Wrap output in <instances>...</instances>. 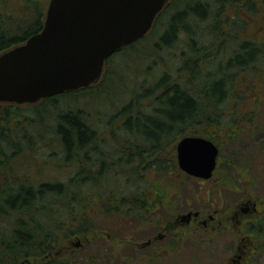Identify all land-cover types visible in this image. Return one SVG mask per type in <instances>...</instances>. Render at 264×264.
Listing matches in <instances>:
<instances>
[{"label":"trees","instance_id":"trees-1","mask_svg":"<svg viewBox=\"0 0 264 264\" xmlns=\"http://www.w3.org/2000/svg\"><path fill=\"white\" fill-rule=\"evenodd\" d=\"M48 1L0 0V54L42 29ZM224 1L236 12H249L254 20L264 9V0ZM181 3L183 7H179ZM171 5L174 12L159 36V44L154 43L165 49L176 41L180 28L194 42L191 23L199 25L210 15L217 20L222 11L217 3L212 12L206 0H173ZM163 10L152 28L164 17ZM204 45L201 49L192 47L185 58L175 56L170 64L156 65L160 75L154 80L147 73L146 83L139 85L119 111L123 119L121 137L100 136L82 109L62 106L61 100L75 98L87 87L40 100L30 109V116L19 112L18 104L8 103L9 107L0 112V264H35L39 259L42 261L36 264H110L105 242L97 234L100 225L117 230L123 238L132 234L129 225L135 223L134 230L150 225L157 206L159 211L170 212L171 207L164 204L165 191L155 188L150 196L153 184L144 177L148 172L164 173L177 182L176 176L184 174L175 158L167 162L157 154L169 146L175 153V142L182 134L215 143L207 132L193 135L186 130L194 126L218 132L225 115L220 105L229 101L231 89L240 83L236 75L253 74L264 60V42L256 37L239 40L225 61L221 52L209 54L211 48ZM227 127L223 130L230 129ZM41 148L48 149V156L34 167L31 159ZM22 160L37 176L21 171ZM48 164L54 169H72L73 173L66 181L40 178ZM142 164L143 174L138 170ZM120 165L126 171L118 170ZM242 228L251 234L253 252H264V221L245 222ZM73 238L80 240L73 253V248L66 251L65 247L52 253Z\"/></svg>","mask_w":264,"mask_h":264},{"label":"rangeland","instance_id":"rangeland-1","mask_svg":"<svg viewBox=\"0 0 264 264\" xmlns=\"http://www.w3.org/2000/svg\"><path fill=\"white\" fill-rule=\"evenodd\" d=\"M206 1L211 3L212 12L217 3L222 11L217 20L210 15L199 25L191 23L194 42H191L185 30L180 28L176 41L169 49L154 46L156 42L159 44V36L174 12L171 5L173 0H167L163 10L164 17L154 25L147 38L143 41L139 39L140 41L131 47H125L112 54L98 80L75 98L61 100L62 106L82 109L87 121L100 136L108 137L113 134L121 137L120 127L123 119L120 118L119 111L137 91L139 85L146 83V78L149 77L147 73L152 75L153 80L160 75V69L156 65L170 64L175 56L185 58L192 47L201 49L203 43L204 47L211 48L209 54L221 52L220 57L225 61L228 55L234 52L236 43L243 38L256 37L264 42V9L258 12L257 20H254L249 12L245 13L240 9L236 12L234 6L228 5L224 0ZM179 7H183V3ZM230 18H234L237 23L233 24ZM254 71L253 74L243 72L236 75L235 79L240 83L231 89L229 101L220 105L225 115L221 119L222 128L218 132L206 127L199 130L194 126H189L186 130L193 135L207 132L214 136L215 143L219 145V163L212 177L202 180L183 173V177L177 175L178 181L174 182L164 173L148 172L144 179L153 184L149 190L150 196L154 195L155 188L165 191L164 204L171 207L170 212L166 213L163 209L159 211L157 206L155 215L152 214L160 220L162 226L150 228L151 225H147L134 230V223L129 225L133 228L132 234L120 238L117 230L105 229L100 225L97 234L102 243L105 242V254L110 257V264H247L248 260L254 264H264V252L254 253L251 243L241 248V252L238 250L241 237L248 236L249 240L251 238V234L242 228L246 220L264 221V60L260 61ZM39 103L40 101L21 104L19 112L30 116V109ZM8 105L0 102V112L9 107ZM249 118H252V121L248 123ZM45 123L50 124L49 121ZM224 127L230 129L224 131ZM184 136L182 134L177 138L175 146ZM162 152L157 154V158L167 162L176 159V150L173 153L171 146ZM48 153L47 148L35 152L34 159H31L33 166H39ZM153 159L155 161L156 158ZM19 165L24 174H36L28 170V167L32 166L25 161L22 160ZM54 168L48 164L38 176L66 181L73 173L72 169ZM117 168L123 171L127 169L123 165ZM144 168L145 165L142 164L138 170L143 174ZM254 201L258 203L260 215L240 214L239 223L235 222L238 218L232 220L231 217L238 206L242 207L244 202ZM189 210L202 211V215L189 224H175V218ZM210 214L214 216V221L207 220ZM202 220H207L206 226L200 223ZM236 226L241 231L239 235L235 232ZM159 233L165 234V240L154 241L152 245L147 246L146 242ZM117 235L119 238H116ZM169 236L171 239H167ZM76 243H80V240L73 238L71 242L55 247L52 253L60 252L64 247L66 251L73 248V253L79 247H76ZM111 243L114 245L111 246ZM164 247L168 250H164ZM240 253L242 257L237 259L236 254ZM129 257L131 260L126 262ZM35 261L38 263L42 260Z\"/></svg>","mask_w":264,"mask_h":264},{"label":"water","instance_id":"water-1","mask_svg":"<svg viewBox=\"0 0 264 264\" xmlns=\"http://www.w3.org/2000/svg\"><path fill=\"white\" fill-rule=\"evenodd\" d=\"M166 1L49 0L42 29L0 54V102L34 104L90 86L112 54L150 31ZM175 150L187 176L212 177L219 154L213 141L184 136Z\"/></svg>","mask_w":264,"mask_h":264},{"label":"flooded vegetation","instance_id":"flooded-vegetation-1","mask_svg":"<svg viewBox=\"0 0 264 264\" xmlns=\"http://www.w3.org/2000/svg\"><path fill=\"white\" fill-rule=\"evenodd\" d=\"M217 147H218V145H216ZM218 150H219V148H218ZM219 156V155H218ZM219 163V158H217V164ZM152 167H154L153 165H152ZM260 210H259V207H258V203L257 202H244V204H243V206L241 207V206H238L237 208H236V210H235V213H234V216H232L231 218H232V220H235V218H238L239 217V215L241 214V215H252V214H257V215H260V212H259ZM216 212V211H215ZM167 213V212H166ZM187 213H191V218H190V220H189V222H181L179 219H178V217L179 216H177L176 218H175V224H179V223H185V224H189L192 220H197L198 219V217L200 216V215H202V211H195V210H189ZM195 213H197V216H194V214ZM186 214V213H185ZM182 215V214H181ZM153 218L151 219V226H150V228L151 227H157V226H162V223L160 222V220H157L156 218H155V216L153 215L152 216ZM240 218H238V219H236L235 220V222H237V223H239L240 222V220H239ZM207 220H209V221H214V216L213 215H208V219ZM207 220H202V221H200V223L203 225V226H206L207 225ZM252 220H246V222H251ZM235 232H236V234L237 235H239V227L238 226H236V228H235ZM170 236H172V234L170 233L169 234ZM168 237L167 239H171V237ZM163 240H165V234L163 233V234H161V233H159L158 234V236H155L152 240H148L147 242H146V245L147 246H150V245H152V242H154V241H163ZM240 241L241 242H243L244 244H239V246H238V250L240 251V249L241 248H245V247H247V245L248 244H250V241H249V238H245V237H241L240 238ZM77 244V243H76ZM78 246H80V243L76 246V247H78ZM164 250H168V248H166L165 249V247H164ZM241 252V251H240ZM240 257H242V254L240 253V255L239 254H236V258L238 259V258H240Z\"/></svg>","mask_w":264,"mask_h":264}]
</instances>
